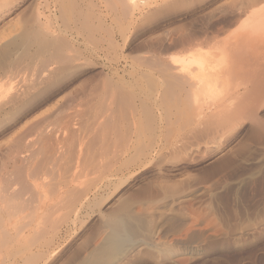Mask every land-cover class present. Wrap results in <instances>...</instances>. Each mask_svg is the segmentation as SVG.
Instances as JSON below:
<instances>
[{
	"label": "rangeland",
	"instance_id": "1",
	"mask_svg": "<svg viewBox=\"0 0 264 264\" xmlns=\"http://www.w3.org/2000/svg\"><path fill=\"white\" fill-rule=\"evenodd\" d=\"M47 1L48 4L45 5ZM73 1L74 0H10L7 4L9 7L5 8L4 11L0 13L2 16L0 17V52L4 51L2 49L7 47L10 42L15 39L14 37L20 36V33L22 34L25 28L32 27L33 22L38 18L36 16L40 10L43 13V15L40 16L42 18L40 24L42 27L44 25V30L50 31L54 33V35L56 34L55 36L63 43L66 42L64 43L66 45L68 41V46L71 45L72 47L65 46L68 47V50L70 48L69 52L72 50L70 54L80 55L79 58L77 56V61L74 60L66 66L60 65V67H58V64V66L56 64L51 66V68H53L52 70H54L52 75L53 78L48 77V81L46 77H42L41 79L47 80H44L43 83L40 79L42 87H38L36 92L34 91L35 93L32 92V95H29L31 97L27 95L25 99L23 98L24 101L22 100L16 105L15 111H9L10 107L8 106L6 110L9 113L5 111L0 116V194H2L4 190H8V192H16L17 190L22 192L21 195H19L23 199L27 198L29 191L30 193L28 195H34L35 202H32V206L33 204L35 205L32 209H30V206L27 207L29 211L32 210L31 213L29 212L31 214L29 218L26 217L28 216V210L26 208L24 209L25 213H23V208H21L19 212L22 214L18 213L17 215L18 228L21 226L23 227L25 224H31L30 227L24 230L25 234L29 232L34 234L33 228L35 226V233L36 231L39 232V226L41 225L40 229L43 227L44 232L43 230L39 232V234H41L38 239L41 240L44 237L46 240L48 236L50 237V235L55 234V231L58 229L56 231L58 233H56L57 238L54 237L55 242L52 244V250H55L54 253L48 252L50 255L47 253L44 255V258L42 256V259L38 257L39 263L37 264H74L76 261L75 258L77 259L78 257L88 254L87 251L89 247L98 246L103 242L108 232L105 226L106 219L116 214V212L119 213L121 209L123 210L124 206H126V208L128 207L127 209L130 215L132 214L134 219L138 218V222L140 220V225L144 226L141 227V237L139 238L145 239V242L147 239L148 248L145 244L143 245L144 249L139 250L141 248L139 246L136 250L131 251L126 258H123V261H118L116 264H264V226L260 227L253 236L240 233L247 228L258 226L260 223L264 225V35H259L261 39L258 36V39L254 37L253 43L255 44L253 45L251 41L250 44L246 46V48L248 47L247 50L244 51V48H242L243 52L241 50V54H234L235 57L241 56L240 58H235L232 53L226 56L229 58V62L231 55L233 59H238L237 65L235 61H231L232 66L236 65L237 67L235 66L233 68L231 65L230 66L233 68V71L239 68L238 72L236 71L234 73L239 74L241 77L240 79L243 78V75H240L239 70L242 69L243 72L245 71V77L241 80L242 83L246 79V74L247 77L251 75L249 76L250 79L248 77L249 80L246 79V82H244L248 84V86H245L247 89H244V86H240L241 88L239 87V89L241 90L235 91V94L232 91L233 94L230 93L231 96L227 95V99H225V97L223 98L225 99L224 102L221 101L217 103L212 106L211 109H208V111L206 109L204 114L205 119L202 120L203 122L196 121L195 123L193 120L188 121V118L190 119L189 113L183 114L184 111L182 107L180 106L179 108V106L176 104L174 105L173 102H168L169 104L165 102L166 106H164L163 102H160L161 100L158 99L159 102L156 105L155 98L158 97V95L156 97V92H158L159 89H154V86H150L152 85L151 83H153L150 78H141V72L146 71V68L139 66V62L136 60L137 54L138 58L140 57L139 59H142L141 57H143L146 52L153 50V48L158 50V48L161 49L159 47L160 45L164 47V45L171 44L170 40L172 43L173 41L178 42L184 39H191L194 41L187 40V42H193V45L184 50H176L178 54L188 52V50L197 47L201 39L202 41H208L205 43L206 46H209L208 43L210 40V45L216 42V40H223L226 35H232V33L236 32L240 25L247 21H245L246 18L250 20L254 18L252 17L254 16L253 13L261 9L262 6L264 7V0H262V3L261 0H166V2H161L158 6L146 9L144 11L145 14L143 13L144 15L138 19L139 22L137 20L134 26L130 27V30L115 21L116 18L114 15H116V13H111V9L109 8L111 5V3L109 5V2L111 0H75L74 5ZM253 1L257 3L254 5L255 7H251L255 4ZM90 3L94 6V9H92ZM106 4L107 7L109 6L107 9L108 11L105 10ZM41 5L42 7H40ZM95 5H97V9ZM154 9L156 11H154ZM98 12H100V14L97 15ZM92 14H94L96 18L99 16L101 19H104L105 16L107 18V26L103 25V28L99 25V29H96L95 35H92L95 38V40L94 38H92V40L96 41L97 39L98 44L100 42L99 45L96 43L99 49L93 44L94 41H91L90 32L92 31L90 27H88L92 22L98 24L99 19H95V16L91 18ZM66 16H68V19H66ZM78 17L80 19H78ZM45 19L47 20L45 21ZM113 19L115 22H113ZM29 20H31V22ZM83 23L84 27L82 26ZM49 24L50 27H52L50 29ZM86 27L89 29H85V31L84 28ZM46 28L49 30H46ZM102 28L104 29L103 31ZM105 28L107 29L106 31ZM124 29L126 30L125 33ZM16 30L19 33L17 32L16 34ZM106 32L108 34H106ZM120 32L122 34H120ZM111 34L112 36H109V38L111 40L115 39L118 43L116 46L119 48L110 47L108 51L106 48L111 41L108 39V35ZM125 34L128 36V40L124 44L123 38ZM160 42H162V44ZM256 43H258L259 48L256 46ZM91 44H93L94 47ZM141 47L144 49H141ZM253 47H255L256 50ZM248 49H250L252 53ZM142 50L144 54L140 53ZM22 51V48L14 47L8 60L17 56L15 54L13 55V53L17 52L18 54ZM33 51L35 52L34 48L31 49L32 53H34ZM176 51L173 52L176 54ZM2 54L3 53L0 54V72L5 68L8 61L6 59L8 55ZM128 54L130 56H127ZM243 55L247 60L244 59ZM145 57H147V55H145ZM242 57L243 61L241 59ZM132 58L133 61L131 60ZM220 58L219 60L222 59L221 62L225 59ZM134 60L136 61L134 62ZM25 61L22 64L23 67L30 61L31 63L26 66L27 68L25 67L26 71L24 70L23 78L18 77L11 81L9 78L10 74L0 76V108L4 102H8L17 92L25 90L30 82L35 80L34 82L40 84L38 79H36V77L39 76V70L34 67L35 70L28 71L29 68L31 70L33 66L40 68L39 60L32 61L26 59ZM34 61H36V65ZM226 64L224 66L228 67L229 63L227 62ZM242 66L243 68H240ZM132 67L134 69H132ZM235 68L237 69L235 70ZM133 71L135 72L134 74ZM132 75H134V77H132ZM109 80L110 82H108ZM238 81L240 82V80L236 82ZM249 81H251V83ZM39 84L38 86H41ZM148 86L149 89L151 88V91H149ZM123 89L127 91V96L135 100V102L134 100L132 101L138 106L137 108L140 107L141 101H147L152 113L155 114L157 118L162 119V121H157L159 122L158 124L162 123L165 126H169L168 129L172 133H170V131L169 133L165 132V137L159 139L156 146L158 145L157 149H160L156 154L154 153V156H151L149 162L143 165L144 167H140V165L136 163L135 166L124 170L125 176L120 180H115V183L113 182L111 185H107L106 183L105 186L104 180H100V178H104L106 173H109L108 171L111 165L118 166L130 156H113L111 154L107 156L106 153L109 151L108 149L111 144L110 140L112 139V141H114V136L108 139L110 144H108L109 147H107L108 142H104V138H102V131L105 129L106 132V126L103 125L106 123L102 124L101 121H99V124H95V128L93 127L94 123L92 126L94 120L91 119H93L94 113L95 116H99L102 112L105 116L104 118L103 115H101L104 122H107L105 119L109 116L112 118L114 116L116 117V115L118 116L117 110L121 108V105L118 106V104H114V95H116L118 91L121 93ZM135 93L137 94L135 95ZM237 93H240V98H238ZM153 94H155V96ZM235 97L237 99H235ZM118 107L119 109H117ZM63 108L65 111L64 116L69 118L68 115H70L71 112L70 119L72 117L74 119V121L72 120L73 124H70L72 126V128L70 126V129H73V137H66V139L61 138L62 144H57L55 140H50L49 142L51 144L48 142V144L45 145L40 142V145L39 143L34 144L36 147H33L31 144L34 138L31 139L28 137L25 141L24 137L26 138L27 135H31L29 133L36 124L52 117L53 114L57 112L59 113ZM124 108L122 107L121 110ZM228 108H232V110ZM219 109L221 110L219 111ZM127 111H129L128 108ZM140 111L141 107L138 113L135 114L137 119L135 128L137 127V130H142L140 127L145 124V122L140 119L143 115V112ZM222 111L225 112V114H223ZM228 111L230 112L229 115H227ZM216 112L225 115V118L226 116L229 118L224 121L220 120L221 122L218 121L217 123L215 118H211L214 113L216 117H220ZM194 113L192 114L196 115L195 111ZM127 114L129 115V112H127ZM92 115L93 117H91ZM178 118L182 119L178 120ZM98 119L94 122L98 123ZM207 119L209 120L208 122L206 121ZM231 121L234 125L233 123L231 124ZM217 125L219 128L221 127V132L216 128ZM226 125H228L229 128ZM97 126L98 128H102L101 131L97 129ZM223 126L224 128L226 127L225 130ZM105 135H108V132H106ZM105 135L104 137H106ZM166 135L168 136L166 137ZM105 140L107 141V138H105ZM22 142L24 144H31V148L29 150H23L21 154L17 155V158L19 156L18 159L10 160L11 154L13 153L12 151L16 152ZM145 142L147 144L148 140L147 138L144 140L143 137L142 145H144ZM116 143L118 142H114L115 147L121 144ZM111 145L114 149L113 142ZM211 145H214L215 148H211ZM74 151L76 153H74ZM21 156L22 158L28 159L29 162L32 160L30 164L33 165L32 170H35L32 175L33 177L37 175L34 179L30 178L28 176L29 172L20 165L22 160H24L20 158ZM30 156L35 157L31 158ZM56 156L59 157L55 160ZM61 156H66L67 160L65 158L64 160ZM108 157L111 160L107 159ZM48 158L50 160H48ZM7 159H9V161H7ZM19 161L21 162L19 163ZM49 161L51 162L49 163ZM13 162H16L14 167ZM63 162L64 164H62ZM41 165L46 169L43 170ZM97 165L98 168L103 166L105 170L102 167L101 169L99 168V171L96 167ZM108 165L109 168L105 167ZM16 166H21L18 173ZM71 169L76 170L70 173ZM77 170H79L80 174ZM102 170H104V172H102ZM76 172L78 175H76ZM14 176L15 178L17 177V181L20 179L19 186L17 185L18 183H14L16 182ZM70 176H72V179L77 177L76 179H78V182L77 180H75L76 182H70L72 180ZM21 182L24 184H20ZM33 182L37 185L35 188ZM26 183H30L29 186L31 188ZM14 184L16 185L15 187ZM25 186L26 188L24 189ZM12 188L15 190H12ZM78 188L82 195L84 194L83 192L88 191L86 193L88 194L89 200L84 199L83 209L81 208L76 213L73 211V208H75L76 203L78 206L80 199L82 200L83 198L81 197L79 199V195L82 196L79 191L78 195H76L77 202L74 203L75 196L73 197V195L77 193ZM195 189H200V192L196 193L194 197L185 201H180L181 195ZM6 191L4 192L6 193ZM68 191L69 193H67ZM25 192L26 194L24 195ZM71 192L74 193L72 194ZM36 193L39 196L35 195ZM86 193L83 196H85ZM55 202H59L58 206L54 205ZM172 204L174 205L172 206ZM53 205L54 208H51ZM49 207L51 208L50 210ZM55 207L57 209H55ZM7 211L9 213L12 209H8ZM155 212H157V214ZM32 213H34V216ZM50 213L54 214L50 215ZM171 216L174 222L169 220L172 218ZM43 219L45 220L43 221ZM8 221L10 222V219L6 218V226V222H4V224L2 223V226L0 224L2 228H0V234L4 228L11 237V239L9 236V239L5 237L6 232L4 235L1 234L0 236L3 240L1 241L0 239V245H3L0 247V264H23V258L25 259L30 254L28 250L32 247V243L29 242L30 244H26L27 241L25 240L27 239L24 240V238L21 239L22 237H16L18 229H13L12 222L9 223ZM49 221L50 223H48ZM43 222L46 228L50 229L49 235L44 224H41ZM158 222L162 227L159 228L158 233L154 236L152 231L153 224H158ZM52 226L53 228H50ZM147 227H150V229ZM42 234H44V236H42ZM2 236L4 238H2ZM192 236L195 237L193 238ZM16 238H18V242L15 240ZM181 238L184 240L183 244L174 242L175 239ZM4 239H6V241ZM10 240L15 243H11ZM45 240L42 239L41 243ZM37 241L35 240V242ZM4 242L8 243L4 244ZM24 244H26V247ZM27 245L30 246L28 247ZM32 249H34V247ZM193 249H198L200 252L199 255L194 254L192 251ZM16 251H20L19 255L22 254V259L18 256Z\"/></svg>",
	"mask_w": 264,
	"mask_h": 264
},
{
	"label": "bare ground",
	"instance_id": "2",
	"mask_svg": "<svg viewBox=\"0 0 264 264\" xmlns=\"http://www.w3.org/2000/svg\"><path fill=\"white\" fill-rule=\"evenodd\" d=\"M8 0H0V13L2 12V11H4V9L5 8H7V7H9L7 4H8V2L10 1H8ZM11 1H13V0H11ZM106 1V0H105ZM109 1V0H108ZM166 2V0H111L110 2H109V5H110V3H111V5H110V9H111V13H116V15H114V17L116 18V22H119L121 25H123V26H125L126 27V29H128V30H130V27L131 26H134V24L136 23V21L141 17V16H143L145 13H144V11L146 10V9H149V8H151V7H154V6H158V5H160V3L161 2ZM72 2V1H71ZM70 2V3H71ZM74 2H75V0L73 1V5H74ZM90 2V1H89ZM88 2V3H89ZM93 2V1H92ZM91 2V3H92ZM249 2H251V1H249ZM248 2V3H249ZM253 2H255V4H253L251 7H255L254 5H256L257 3H256V1H253ZM66 3H67V1H66ZM90 3V4H91ZM261 3H262V0H261ZM260 3V4H261ZM10 4H12V3H10ZM9 4V5H10ZM46 4H48V1H47V3L45 2V5ZM101 4V3H100ZM242 4V3H241ZM250 4V3H249ZM243 5V4H242ZM263 5V4H262ZM61 6V5H60ZM65 6V5H64ZM79 6V5H78ZM90 6H92V4L90 5ZM96 7V9H97V5H95ZM106 6V9L105 10H107L108 9V7H107V4L105 5ZM39 7V6H38ZM40 7H42V5L40 6ZM74 7V6H73ZM75 7H76V5H75ZM263 7V6H262ZM262 7H261V9H259V10H257V12H255V13H253L254 14V16H252V17H254V18H251V20L249 19V18H246L245 19V23H243V24H241L240 25V27H239V29L236 31V32H234V33H232V35H226L224 38H223V40L221 39V40H219V41H217L216 40V42H214V43H212L211 45H210V39H209V37H208V39L210 40L209 41V46H206L205 45V43H207L206 41H202V39H201V42H199L198 43V46L197 47H195V48H193L192 50H188V52H185V53H183L182 51V53L181 54H178V52L176 51V50H184V49H187L188 47H191L192 45H193V40H191V39H189V40H191V41H193V42H187V40L188 39H184L183 41H178V42H174L173 41V43L171 42V40H170V43L171 44H169V45H164V47L163 46H159L161 49H159L158 48V50L157 49H155V48H153V50H151V51H148V52H146L145 54L143 53V50L140 52V53H143L144 54V56L143 57H141L142 59H139L138 58V54H137V57H136V60L139 62L138 64H139V66H141V67H143V68H146L145 70L146 71H143V72H141V78L143 77V79L144 78H146V79H151V81H153V83H151L152 85H150V86H154L153 88L154 89H159V91L158 92H156L157 94H156V97H157V95H158V97L157 98H155V103H156V105L158 104V102H159V100L158 99H160L161 101L160 102H163V104H164V106H166V104H169L168 102H173L174 103V105L176 104L177 106H179V108H180V106L182 107V110L184 111L183 112V114H188L189 113V115H187V116H189L190 117V119L188 118V121L189 120H193V121H195V123H196V121L197 122H203L202 120L203 119H205V116H204V114H205V110L207 109V111H208V109H211V107L212 106H214V105H216L217 103H220L221 101L222 102H224V100L225 99H227V95H230L231 96V94H235V91H240L241 89H239V87L240 86H244V89H247V87L245 88V86L247 85L248 86V84L246 83H244V82H246V79L247 80H249L250 79V77L249 76H251V75H249L248 77H249V79H248V77H247V74H246V79H245V81L242 83L241 82V80L242 79H244V75H245V71L243 72V70L241 69V70H239V73H240V75L242 76L243 75V78L242 79H240L241 77L239 76V74H236V73H234V72H238V69L237 68H235V70L236 71H233V68L237 65L236 63H238V59H235L236 57L238 58L239 56H234V54L236 53L237 55H239V54H241V50H242V48H244V51L245 50H247V48H246V46H248L249 44H250V42L251 43H253V39H254V37L256 38L257 36L261 39V36H259V35H264V7H263V9H262ZM49 8V7H48ZM98 8H99V6H98ZM37 9H39V8H37ZM43 9V8H42ZM88 9V8H87ZM92 9H94V6H92ZM91 9V10H92ZM103 9V8H102ZM158 9V8H157ZM256 9V8H255ZM61 10V9H60ZM68 10V9H67ZM69 10H70V8H69ZM74 10V9H73ZM43 11V10H42ZM63 11V10H62ZM61 11V12H62ZM66 11V10H65ZM71 11V10H70ZM108 11V10H107ZM154 11H156L155 9H154ZM154 11H153V13H154ZM242 11V10H241ZM64 12V11H63ZM101 12V11H100ZM100 12H98L97 13V15L98 14H100ZM150 12V11H149ZM249 12V11H248ZM68 13H69V11H68ZM88 13H89V11H88ZM94 13V12H93ZM144 13V14H143ZM242 13V12H241ZM245 13V12H244ZM4 14V13H3ZM47 14V13H46ZM90 14V13H89ZM96 14V13H95ZM152 14V13H151ZM43 15V13L39 10V12H38V14H37V16L36 17H38L37 18V20L35 21L36 22V24H35V22H33V25H32V27H29V28H25L23 31V33L21 34L20 33V36H18V37H14L15 39H11L12 41L10 42V44L7 46V47H5L4 49H2V50H4V51H2V52H0V54L1 53H3L4 55H8V57H6V59L8 60V58H9V55H11L12 53H11V51H12V49L15 47V48H22L23 49V51L22 52H19L18 54H17V52L16 53H13V55L15 54V55H17V56H15V57H13V59H9L8 61H7V63H6V66H5V68H3V70L0 72V76H2V75H4V74H10V76H9V78H10V80L12 81V80H14V79H16V78H18V77H20V78H23V74H24V70L27 68L26 66L29 64V63H31V61L25 66L24 65V67H23V62L26 60V59H29V60H39V62H40V68H41V71H40V68H38V67H36V66H33L32 68H31V70H30V68H29V66H28V68H29V70L28 71H32L33 69L35 70V68H37L38 70H39V76L38 77H36V79H38V81L40 82V79L42 78V77H46V79L48 78V77H52V75H53V73H54V70H52L53 68H51V66H53V65H57L58 67H60V65H68L69 63H71V62H73L74 60H76V58H77V56H78V58H79V56L80 55H75V54H70V52L72 53V50L69 52V50H70V48L72 47L71 45L70 46H68V41H67V45L66 44H64V43H66V42H62L59 38H57L55 35H54V33H51L50 31L48 32V31H45L44 30V25H43V27H42V25L40 24L41 23V17L40 16H42ZM78 15H79V13H78ZM81 16H82V14H81ZM95 15L94 14H92L91 15V18L92 17H94ZM246 16V15H245ZM0 17H2L1 15H0ZM83 17V16H82ZM100 17V16H99ZM99 17H97L96 18V16H95V19H97L98 20V24H95V23H91V25H88V27H90V30L92 31V32H90L91 34H90V36H91V41H94L95 40V38L93 37L94 35H95V33H96V29L99 27V25H100V27H103V25H106L107 26V18H106V16H105V18L104 19H101V18H99ZM49 18V17H48ZM84 18H86V17H84ZM83 18V20L85 21V19ZM13 19V18H12ZM66 19H68V16H66ZM78 19H80L79 17H78ZM253 19V20H252ZM47 19H45V21H46ZM58 20V19H57ZM71 20V19H70ZM69 20V21H70ZM30 22H31V20H29ZM29 21H28V23H29ZM76 21V20H75ZM95 21V20H94ZM114 21V19H113V22H115ZM71 22V21H70ZM138 22H139V20H138ZM12 23V22H11ZM25 23V22H24ZM64 23V22H63ZM82 23V22H81ZM52 24V23H51ZM65 24V23H64ZM239 24V23H238ZM26 25V24H25ZM30 25V24H29ZM48 25V24H47ZM82 25V24H81ZM117 25V24H116ZM31 26V25H30ZM83 27H84V23H83V25H82ZM86 26V25H85ZM92 26H93V28H92ZM27 27V26H26ZM45 27H46V25H45ZM124 27V28H125ZM1 28V27H0ZM4 28V27H3ZM15 28V27H14ZM47 28H48V26H47ZM46 28V30H49L50 28H52V27H50V24H49V29H47ZM68 28V27H67ZM67 28H65V29H67ZM104 28V27H103ZM102 28V31L104 30ZM112 28V27H111ZM8 29V28H7ZM15 29H17V28H15ZM85 29H87V27L86 28H84V30ZM89 29V28H88ZM87 29V30H88ZM99 29V28H98ZM11 30V29H10ZM107 29L105 28V31H106ZM122 30V29H121ZM52 31V30H51ZM77 31H78V29H77ZM86 31V30H85ZM101 31V30H100ZM125 29H124V33H125ZM17 30H16V34H17ZM53 32V31H52ZM108 32V31H107ZM106 32V34H108ZM13 33V32H12ZM12 33H11V35H12ZM19 33V32H18ZM78 33V32H77ZM93 33V34H92ZM110 33H111V30H110ZM109 33V34H110ZM114 33V32H113ZM112 33V34H113ZM122 33H123V31H122ZM121 32H120V34H122ZM112 34L111 35H108V39L109 40H111L110 38H109V36L111 37L112 36ZM1 35V34H0ZM79 35V34H78ZM93 35V36H92ZM198 35V34H197ZM225 35V34H224ZM13 36V35H12ZM90 36H88V37H90ZM104 36H105V34H104ZM115 36V35H114ZM191 36H193V35H191ZM199 36H200V34H199ZM199 36H198V38H199ZM210 36V35H209ZM64 37V36H63ZM188 37V36H187ZM217 37V36H216ZM258 37H257V39H258ZM84 38V37H83ZM92 38H94V40H92ZM183 38V37H182ZM181 38V39H182ZM189 38V37H188ZM192 38V37H191ZM256 39V40H257ZM127 40H128V36H126V34L124 35V38H123V42H124V44L127 42ZM186 40V41H185ZM188 40V41H189ZM199 40V39H198ZM10 41V40H9ZM65 41V40H64ZM89 41H90V39H89ZM90 41V42H91ZM164 41V40H163ZM195 41H197V40H195ZM261 41V40H260ZM102 42V41H101ZM93 43V42H92ZM98 44V42H97V39H96V41H94V43L93 44H95V46ZM106 43V42H105ZM161 44H162V42H160ZM195 43H197V42H195ZM194 43V44H195ZM258 43H259V40H258ZM258 43H256V46L259 48V46H258ZM263 43H264V41H263ZM82 44V43H81ZM93 44H91L93 47H94V45ZM99 44H100V42H99ZM98 44V45H99ZM118 43L115 41V39L113 40H111L110 41V46L109 45H107V48H106V50H108L109 51V49H110V47L111 48H114V47H116V49H117V47L118 46H116ZM255 43H253V45H254ZM260 44V43H259ZM3 45V44H2ZM68 46V47H70L69 48V50H68V47H66V46ZM97 45V46H98ZM146 45V44H145ZM144 45V46H145ZM148 45V44H147ZM156 45V44H155ZM264 45V44H263ZM1 46V45H0ZM96 46V47H97ZM109 46V47H108ZM143 46V47H144ZM149 46H150V44H149ZM148 46V47H149ZM261 46V45H260ZM4 47V46H3ZM74 47V46H73ZM99 47V46H98ZM97 47V49H99ZM140 47V46H139ZM147 47V48H148ZM32 48H34V50H35V52L34 53H32L31 52V49ZM90 48V47H89ZM119 48V47H118ZM144 48H146V47H144ZM144 48H142L141 47V49H144ZM253 48H255V47H253ZM253 48H252V51H253ZM1 49V48H0ZM72 49H74V48H72ZM155 49V50H154ZM75 50V49H74ZM87 50V49H86ZM113 50V49H112ZM148 50H150V49H148ZM248 50H250V49H248ZM255 50H256V48H255ZM258 50V49H257ZM15 51H16V49H15ZM15 51H13V52H15ZM18 51V50H17ZM114 51V50H113ZM173 51H176L177 53L175 54ZM233 51V52H232ZM252 51L250 50V52L252 53ZM78 52V51H77ZM94 52V51H93ZM242 52H243V50H242ZM173 53V54H172ZM232 53V55L235 57L234 59H233V57H232V55H231V57H230V62H229V58H227L226 56H228L229 54H231ZM253 53H255V52H253ZM2 54V55H3ZM145 55H147V57H145ZM248 55H249V53H248ZM247 55V56H248ZM252 55V54H251ZM127 56H130L129 54L127 55ZM167 56H168V58H167ZM244 56V55H243ZM254 56V55H253ZM115 57H116V53H115ZM132 57V56H131ZM227 58V62L229 63V66L231 65L232 66V64H231V61L233 60V61H235V64L236 65H233L232 67L233 68H231V66L229 67H225L224 65L227 63L226 62V58L224 59V61H222L221 62V58ZM241 57V56H240ZM239 57V58H240ZM3 58V57H2ZM77 58V59H78ZM128 58V57H127ZM219 58L221 59V60H219ZM255 58V57H254ZM5 59V58H4ZM242 59V61H243V57L241 58ZM244 59H246V57L244 56ZM253 59V58H252ZM132 61H133V58L131 59ZM136 60H134V62L136 61ZM240 60V59H239ZM247 60V59H246ZM77 61V60H76ZM131 61V62H132ZM2 62H5V61H2ZM26 62V61H25ZM129 62V61H128ZM241 62V61H240ZM253 62V61H252ZM34 63H35V65H36V61H34ZM224 63V64H223ZM263 63V62H262ZM4 64V63H3ZM38 64V63H37ZM241 64V63H240ZM239 64V65H240ZM32 65V64H31ZM34 65V64H33ZM39 65V64H38ZM71 65V64H70ZM131 65V64H130ZM226 65H228V64H226ZM247 66V65H246ZM26 67V68H25ZM31 67V66H30ZM35 67V68H34ZM130 67V66H129ZM138 67V66H137ZM237 67V66H236ZM239 67V66H238ZM261 67V66H260ZM64 68V67H63ZM62 68V69H63ZM134 68H135V66H134ZM133 67H132V69H134ZM240 68H243V66L242 67H240ZM245 68V67H244ZM1 69V68H0ZM56 69V68H55ZM124 70V69H123ZM137 70V69H136ZM141 70V69H140ZM26 71V70H25ZM60 71V70H59ZM66 71V70H65ZM241 71H242V73H241ZM261 71V70H260ZM56 72V71H55ZM31 73V72H30ZM38 73V72H37ZM131 73H132V71H131ZM135 72L133 71V74H134ZM244 73V74H243ZM247 73V72H246ZM36 74V73H35ZM128 74V73H127ZM137 74V73H136ZM250 74V73H249ZM7 75V76H8ZM37 75V74H36ZM119 75V74H118ZM261 75V74H260ZM25 76H26V74H25ZM29 76V75H28ZM33 76H34V72H33ZM131 76V75H130ZM119 77H121V76H119ZM132 77H134V75H132ZM261 77H262V75H261ZM264 77V76H263ZM53 78V77H52ZM122 78V77H121ZM140 78V79H141ZM46 79H41L42 81H43V83H44V80H46ZM22 80V79H21ZM48 80V79H47ZM46 80V81H47ZM237 80H240V82L238 81V82H236ZM16 81V80H15ZM19 81H20V79H19ZM35 81V80H34ZM30 82V84H29V86H27L26 88H25V90H23V91H21V92H17L15 95H13L11 98H10V100L8 101V102H4V104H2V107L0 108V116L6 111V112H8L7 110H6V108L9 106L10 108V110L9 111H11L12 112V110H16V105L20 102V101H22L23 100V98L25 99L26 98V96L28 95H32V92H36V90L38 89V87L40 88V87H42V83L40 82V84L38 83V82ZM37 81V80H36ZM49 81V80H48ZM22 82V81H21ZM26 82V81H25ZM108 82H110V80L108 81ZM250 83H251V81H249ZM258 82V81H257ZM260 82V81H259ZM97 83V82H96ZM100 83V82H99ZM119 83V82H118ZM126 83V82H125ZM27 84V83H26ZM38 84L39 85H41V86H38ZM47 84V83H46ZM138 85V84H137ZM149 85V84H148ZM106 86H107V84H106ZM142 86V85H141ZM259 87V86H258ZM96 88V87H95ZM123 88V87H122ZM122 88H120V89H122ZM142 88V87H141ZM241 88V87H240ZM140 89V88H139ZM148 89H149V86H148ZM115 90V89H114ZM143 90V89H142ZM39 91H40V89H39ZM38 91V92H39ZM105 91H108V90H105ZM149 91H151V88L149 89ZM160 91H162V92H160ZM232 91H233V93H232ZM7 92H8V90H7ZM34 92V93H35ZM115 92V91H114ZM123 92H124V94H123ZM126 92V93H125ZM249 92V91H248ZM257 92V91H256ZM2 93V92H1ZM40 93V92H39ZM111 93V92H110ZM129 93V92H128ZM130 93H131V90H130ZM231 93V94H230ZM247 93V92H246ZM137 93H135V95H136ZM239 94L240 93H237V95H238V98H240L239 97ZM242 94V93H241ZM113 95H114V93H113ZM113 95H112V97H113ZM154 96H155V94H153ZM153 95H152V97H153ZM226 95V96H225ZM236 95V96H237ZM244 95V94H243ZM1 96V95H0ZM108 96V95H107ZM109 96H110V94H109ZM115 97H114V100H115V105L116 104H118V106H120L121 105V108L123 107H125L124 109H122L121 110V108L119 109V107L117 108V109H119V110H117V114H118V116L116 115V117L114 118H112L111 116H109V117H107L106 119H105V121H107V122H104L103 121V117L105 118V116H104V113L102 112V114H100L99 116L98 115H96L95 116V113H94V117H93V115L91 116V117H93V119H91V120H96L97 121V119H98V123H95L94 121L92 122V126H93V123H94V126L93 127H95L96 128V126H95V124L97 125V124H99V121H101V123L102 124H105V125H103V126H106V132H108V135H105L106 134V132H105V129H104V131H102L103 133V136H102V138H104L103 140H104V142H108L107 143V147H109L108 146V144H110L109 143V140L108 139H110V138H112V136H114L113 138H114V141H112V139L110 140V142H111V144H112V142H113V146L115 145L114 144V142H118V143H116V144H120L119 146L117 145V147H115L114 146V149L111 147L112 145L110 144V147H109V151L106 153L107 154V156H108V154H111V155H113V156H130L129 158H127L123 163H121V164H119L118 166H116V165H111V168H110V170L108 171L109 173L107 174L106 172V176L104 177V178H100V180H104L103 182H105V186H106V183H107V185L109 184V185H111V183H113L115 180H117V179H121L122 177H124L125 175H124V170L126 169H129V168H131V167H133V166H135L136 165V163H137V165H140V167H142L143 165H146L148 162H149V159L151 158V156H154V153L156 154L157 152H158V150L160 149H157V146H156V144H158V141H159V139H161L162 137H165L164 135L166 134V133H169V126H165V125H163L162 123L161 124H158L159 122H157V121H162V119L161 118H157L156 116H155V114H153L152 113V111H151V109H150V107L148 106L149 104L147 103V101H141L140 99V107H141V111L143 112V115H142V117H140V119H141V121L143 120L144 122H145V124L144 125H142V127H140V129L142 128V130H137L136 128H135V122H137V119H136V113H138V110L140 109V107L139 108H137L138 106H136V104L135 103H133V101L132 100H134L133 98H131L130 96H127V91L125 90L124 91V89L121 91V93H120V91H118L117 93H116V95H114ZM4 97V96H3ZM29 97H31V96H29ZM89 97V96H88ZM136 97V96H135ZM225 97V99H223ZM86 98V97H85ZM96 99V98H95ZM221 99H223V100H221ZM235 99H237L236 97H235ZM241 99H242V97H241ZM90 100V99H89ZM109 100V99H108ZM107 100V101H108ZM220 100V101H219ZM232 100V99H231ZM264 100V99H263ZM24 101V100H23ZM32 101V100H31ZM106 101V102H107ZM110 101V100H109ZM113 101V100H112ZM111 101V102H112ZM234 101V100H233ZM237 101V100H236ZM240 101V100H239ZM134 102H135V100H134ZM150 102V101H149ZM165 102H166V104H165ZM232 102V101H231ZM235 102V101H234ZM90 103H91V101H90ZM84 104V103H83ZM71 105V104H70ZM160 105L162 106V104L160 103ZM113 106V105H112ZM216 107V106H215ZM224 107V106H223ZM232 107V106H231ZM127 108H128V110L129 111H127ZM167 108V107H166ZM165 108V109H166ZM227 108V107H226ZM234 108V107H233ZM92 109V108H91ZM105 109V108H104ZM108 109V108H107ZM217 109V108H216ZM224 109V108H223ZM228 109H231L232 110V108H228ZM79 110V109H78ZM221 109H219V111H220ZM93 111V110H92ZM108 111V110H107ZM106 111V112H107ZM125 111H126V113H125ZM140 111V112H141ZM167 111H169V110H167ZM194 111L196 112V115H194L195 113H194ZM218 111V110H217ZM64 108H63V110L62 111H59V113L57 112L56 114H53V116L52 117H49L48 119H46V120H44V121H40L38 124H36L35 125V127L33 128V130L29 133V134H31L30 136H26V138L24 137V139H25V141H26V139L29 137V138H34L33 140L34 141H32L31 142V144L33 145V147H36V146H34V144H38L39 143V145H40V142H42L41 144H45V145H47L48 144V142L50 141V140H55L56 142H57V144H60L61 143V138H65L66 139V137H73L72 135H73V129H70V124L72 123V120L74 121V119H73V117L70 119V116H71V112H70V115H68L69 116V118L67 117V116H64ZM127 112H129V115L127 114ZM9 113V112H8ZM98 113V112H97ZM100 113V112H99ZM192 113H194V114H192ZM213 113V112H212ZM222 113L223 114H225V112H223L222 111ZM229 111H228V113H227V115H229ZM106 114V113H105ZM109 114V113H108ZM165 114H166V112H165ZM182 114V115H183ZM192 114V115H191ZM215 114V113H214ZM213 114V115H214ZM216 114H218V112H216ZM223 114H218V115H220V117L219 116H213L212 114V116H211V118H215L217 121V123H218V121L219 122H221V121H224V120H226L227 118H229L228 116H226V118H225V115H223ZM101 115H103V117L101 116ZM194 115V116H193ZM221 115H222V117H221ZM160 116V115H159ZM203 116V117H202ZM3 117H4V115H3ZM5 117H6V115H5ZM76 117V116H75ZM102 117V118H101ZM162 117V116H161ZM183 117V116H182ZM184 117H186V116H184ZM68 118V119H67ZM79 118V117H78ZM77 118V119H78ZM110 118H112V119H110ZM218 118V119H217ZM225 118V119H224ZM65 119H67V120H65ZM182 119V118H181ZM181 119H179L178 118V120H181ZM209 119H210V117H209ZM231 119V118H230ZM237 119H238V117H237ZM211 121H212V119H210ZM214 120V119H213ZM221 120V121H220ZM104 123H103V122ZM139 121V120H138ZM187 121V120H186ZM187 121V122H188ZM207 122L209 121L208 119L206 120ZM205 121V122H206ZM235 121V120H234ZM79 122V121H78ZM77 122V123H78ZM91 122V121H90ZM216 122H215V124H216ZM227 122V121H226ZM101 123H100V125H101ZM167 123V122H166ZM233 122L231 121V124H232ZM73 124V123H72ZM188 124V123H187ZM198 124V123H197ZM212 124H213V122H212ZM75 125V124H74ZM184 125V124H183ZM208 125V124H207ZM210 125V124H209ZM219 125V124H218ZM218 125L216 126V128L217 129H219L220 130V132H221V127L219 128L218 127ZM225 125V124H224ZM233 125H234V123H233ZM91 126V125H90ZM103 126L101 125V127L103 128ZM187 125L185 124V127H186ZM190 126V125H189ZM220 126V125H219ZM227 127H228V125H226ZM74 127V126H73ZM80 127V126H79ZM172 127H173V125H172ZM229 127H230V124H229ZM228 127V128H229ZM232 127V126H231ZM71 128H72V126H71ZM92 128V127H91ZM102 128H98V126H97V129H100V131H101V129ZM138 128H139V126H138ZM187 128V127H186ZM226 128V127H225ZM225 128H224V126H223V129L225 130ZM172 129V128H171ZM210 129H211V127H210ZM212 129H213V127H212ZM217 129H215V130H217ZM93 130V129H92ZM173 130V129H172ZM78 131V130H77ZM94 131V130H93ZM100 131H98V132H100ZM140 131V132H139ZM202 131H203V129H202ZM74 132H75V130H74ZM143 132V133H142ZM166 132V133H165ZM210 132V131H209ZM216 132V131H215ZM170 133H172L171 131H170ZM197 133V132H196ZM206 133V132H205ZM219 133V132H218ZM218 133H217V135H218ZM76 134V133H75ZM101 134V133H100ZM145 134V135H144ZM213 134V133H212ZM95 135V134H94ZM97 135V134H96ZM104 135L106 136V137H104ZM170 135V134H169ZM209 135V134H208ZM214 135V134H213ZM75 136V135H74ZM168 135H166V137H167ZM143 137H144V140H146V138H147V140H148V143L146 144V142H145V144L144 145H142V139H143ZM99 138H101V137H99ZM105 138H107V141L105 140ZM142 138V139H141ZM20 139V138H19ZM30 139V140H31ZM69 139V138H68ZM217 140V139H216ZM169 141V140H168ZM55 142V143H56ZM18 143V142H17ZM25 143H27V142H25ZM50 143V142H49ZM63 143V142H62ZM61 143V144H62ZM140 143H141V145H140ZM31 144H24L23 142L20 144V146L18 147V149H17V151L16 152H14V151H12L13 153L11 154V158H10V160L12 159V160H14V159H18L19 158V156H18V158H17V155H19V154H21L22 152H23V150L25 151V150H29L30 148H31ZM51 144V143H50ZM101 144H102V142H101ZM216 144V143H215ZM214 144V145H215ZM45 145H44V147H45ZM71 145H72V143H71ZM212 146L211 145V148H215V146ZM56 146V145H55ZM60 146V145H59ZM63 146V145H62ZM76 146V145H75ZM52 147V146H51ZM64 147V146H63ZM62 147V148H63ZM71 147H73V146H71ZM77 147V146H76ZM48 148V147H47ZM53 148V147H52ZM106 148V147H105ZM39 149V148H38ZM45 149V148H44ZM59 149V148H58ZM76 149V148H75ZM107 149V148H106ZM105 149V150H106ZM40 150V149H39ZM41 150H42V148H41ZM73 150V149H72ZM72 150H70V151H72ZM10 151V150H9ZM53 151H54V149H53ZM69 151V150H68ZM78 151V150H77ZM46 153V152H45ZM74 153H76L75 151H74ZM39 154V153H38ZM47 154H49V153H47ZM61 154V153H60ZM105 154V155H106ZM59 155V154H58ZM25 157V156H24ZM31 158H34L35 156H30ZM37 157V156H36ZM57 157H59V156H56L55 157V160H56V158ZM62 157V156H61ZM68 157V156H67ZM102 157V156H101ZM7 158V157H6ZM9 158V157H8ZM20 158H22V156L20 157ZM63 159L65 158L66 159V156L64 157H62ZM72 158H73V156H72ZM75 158V157H74ZM112 158H114V157H112ZM22 159H24V160H22V162L21 161H19V163H20V165L25 169V170H27V172H29V174H28V176L30 177V178H33L34 179V177H36L37 175H34V177H33V175L32 174H34L33 172L35 171V170H32L33 169V165H31L30 163L32 162V160H31V162H29L28 161V159H26V158H22ZM54 159V158H53ZM60 159V158H59ZM64 159V160H65ZM80 159V158H79ZM107 159H110L109 157L107 158ZM6 160V159H5ZM48 160H50L49 158H48ZM67 160V159H66ZM74 160V159H73ZM81 160V159H80ZM84 160V159H83ZM111 160V159H110ZM119 160V159H118ZM7 161H9V159H7ZM78 161V160H77ZM86 161V160H85ZM51 161H49V163H50ZM58 162V161H57ZM76 162V161H75ZM104 162V161H103ZM107 162V161H106ZM16 163V162H15ZM15 163L13 162V167H14V165H15ZM77 163V162H76ZM95 163V162H94ZM107 163H110V162H107ZM112 163V162H111ZM23 164V165H22ZM61 164V163H60ZM62 164H64V162L62 163ZM73 164H74V162H73ZM81 164H82V162H81ZM97 164V163H96ZM116 164V163H115ZM3 165V164H2ZM5 165V164H4ZM18 165V164H17ZM37 165H39V164H37ZM42 165H43V163H42ZM41 165V167H42V169L44 170V169H46V168H43V166ZM65 165H66V163H65ZM70 165H71V163H70ZM83 165V164H82ZM92 165V164H91ZM102 165V164H101ZM21 166H16V170H17V173L20 171V169H21ZM31 166H32V168H31ZM34 166H35V163H34ZM47 166H49V165H47ZM46 166V167H47ZM80 166V165H79ZM103 166H104V163H103ZM102 166V167H103ZM4 167V166H3ZM78 167V166H77ZM97 168H98V165L96 166ZM101 167V168H102ZM105 167H107V168H109V165L108 166H105ZM138 167V166H137ZM144 167V166H143ZM6 168H7V166H6ZM40 168V167H39ZM59 168H60V166H59ZM62 168H63V166H62ZM69 168H70V166H69ZM97 168H96V170H97ZM100 168V167H99ZM99 168H98V170H99ZM100 168V169H101ZM136 168V167H135ZM134 168V169H135ZM139 168V167H138ZM41 169V170H42ZM58 169V168H57ZM66 169H67V167H66ZM103 169H104V167H103ZM49 170V169H48ZM53 170V169H52ZM76 169H74V170H72L71 169V171H70V173L73 171H75ZM93 170H95V169H93ZM105 170V169H104ZM104 170H102V172H104ZM5 171V170H4ZM39 171V170H38ZM67 171V170H66ZM78 172H79V170H77ZM100 171V170H99ZM107 171V170H106ZM134 171V170H133ZM14 172V171H13ZM58 172V171H57ZM67 172H69V171H67ZM1 173V172H0ZM127 173H128V171H127ZM126 173V174H127ZM130 173H131V171H130ZM49 174V173H48ZM59 174H60V171H59ZM62 174V173H61ZM67 174V173H66ZM79 174H80V172H79ZM18 175V174H17ZM57 175V174H56ZM74 175V174H73ZM76 175H78L77 174V172H76ZM0 176H1V174H0ZM13 176V175H12ZM40 176V175H39ZM43 176V175H42ZM128 176V175H127ZM8 177V176H7ZM11 177V176H10ZM47 177V176H46ZM68 177V176H67ZM72 176H70V178H71ZM74 177V176H73ZM76 177V176H75ZM80 177V176H79ZM14 178H15V176H14ZM17 178V177H16ZM15 178V179H16ZM29 178V179H30ZM70 178H69V180H70ZM77 178V177H76ZM76 178H71L72 180L70 181V182H74L75 180H77V182H78V179H76ZM1 179V178H0ZM4 179H5V176H4ZM32 179V180H33ZM58 179H59V176H58ZM62 179V178H61ZM67 179V178H66ZM3 180V179H2ZM1 180V181H2ZM13 180V179H12ZM11 180V181H12ZM22 180V179H21ZM16 182H14V183H18L17 185L19 186V181H20V179H19V181H17V179L15 180ZM27 181V180H26ZM35 181V180H34ZM28 182V181H27ZM42 182H43V180H42ZM67 182V181H66ZM76 182V181H75ZM12 183V182H11ZM35 182H33V185H34V188L37 186V185H35L34 184ZM39 183V182H38ZM37 183V184H38ZM63 183H65V182H63ZM115 183V182H114ZM20 184H24V183H20ZM26 184H28V183H26ZM30 184V183H29ZM29 184H28V186H29ZM44 184V183H43ZM75 184V183H74ZM3 185V184H2ZM104 185V184H103ZM16 185L14 184V187H15ZM42 186V185H41ZM60 186V185H59ZM66 186V185H65ZM10 187H13V186H10ZM30 187V186H29ZM43 187V186H42ZM79 187V186H78ZM26 188V186L24 187V189ZM31 188V187H30ZM38 188V187H37ZM60 188V187H59ZM58 188V189H59ZM20 189H23V188H20ZM76 189V188H75ZM75 189H73V190H75ZM12 190H15L14 188H12ZM28 190V189H27ZM60 190V189H59ZM58 190V191H59ZM73 190H71V191H73ZM87 190V189H86ZM200 189H195V190H190V191H187V192H185L183 195H181V197H180V201H185V200H187V199H189V198H191V197H194L195 196V194L196 193H198V192H200L199 191ZM4 191H6V190H4ZM4 191H2V194H0V224H1V226H2V223L4 224V222H6V218H9L10 219V222L9 223H11L12 222V226H13V229L15 228L16 230H17V232H16V237H18V238H20V237H22L21 239H23L24 238V240L25 239H27V240H25V241H27L26 242V244L28 243V244H30V243H32L31 245H32V247L30 248V250H28V251H30L29 253V255L26 257V255H25V259L21 256V255H19L20 254V251L19 252H17V254H18V256H20V258L22 259L23 258V264H37V263H39V261H38V257H40L39 259H42V256H43V258H44V255H46L48 252H53L54 253V251L55 250H52V244L55 242L54 241V237L55 238H57L56 236H57V230L55 231V230H52V231H55V234H53V235H50V237L48 236L49 235V230L50 229H47L46 228V226H45V224H44V222L43 223H41L42 225L44 224V226H45V229L46 230H48V238L45 240L44 239V237L42 238L43 240H45V241H43L42 243H41V240H39L38 238H39V235L41 234H39V232L41 231V230H43V227H41V229H40V226H39V232H37L36 231V233H37V235H36V233H35V229L34 228H36V226L33 228V230H34V234L32 233V232H29L28 234H25V229L27 228V227H30V225L31 224H25V225H23V227L21 226V227H17V222H18V217H17V215H18V213L19 214H22L21 212H19L20 210H21V208H23V213H25L24 212V209L26 208L27 210H28V208L27 207H29L30 206V209H32L33 208V206L35 205V204H33V206H32V202L34 201V195H32V194H30V195H28L29 193H30V191H29V193L27 194V198H21V193L22 192H19V191H17L16 190V192H14V191H9L8 192V190L6 191V193L4 192ZM36 191V190H35ZM80 190H79V188H78V191H77V193H76V191H75V195H73V197L75 196V198H74V203L75 202H77L76 201V195H78V192H79ZM84 191V190H83ZM82 191V192H83ZM4 192V193H3ZM24 192V191H23ZM26 192H28V191H26ZM26 192L24 193V195L26 194ZM86 192H88V191H85V192H83L84 194L86 193ZM1 193V192H0ZM38 193V192H37ZM35 194V195H38V194ZM67 193H69V191L67 192ZM72 194L74 193V192H71ZM79 193H81V191L79 192ZM20 194V195H19ZM43 194V193H42ZM83 194V195H84ZM90 194V193H89ZM182 194V193H181ZM23 195V194H22ZM48 195V194H47ZM81 195H82V193H81ZM80 196L79 195V199L81 198V197H83L82 198V200L80 199V202H79V204H78V206H77V203L75 204V208H73V211L74 212H78V210H80L81 208H82V206L84 205V199L86 200H89V198H88V194L86 193V195H87V197H86V195L85 196ZM28 196H30V197H28ZM39 196V195H38ZM26 197V196H25ZM78 197V196H77ZM37 198V197H36ZM63 198V197H62ZM61 198V199H62ZM78 199V200H79ZM49 200V199H48ZM42 201V200H41ZM58 201V200H57ZM35 202V201H34ZM43 203V202H42ZM58 203L59 202H55V206L57 205L58 206ZM54 205H53V207H51V208H54ZM86 205V204H85ZM174 204H172V206H173ZM32 206V207H31ZM39 207V206H38ZM37 207V208H38ZM50 207H49V210L51 209ZM126 206H124V208H123V210L121 209V211L118 213V212H116V214H114V215H112V216H110V217H108L107 219H106V221H105V226H106V229H107V234H106V237L104 238V240H103V242L101 243V244H99L98 246H91V247H89L88 248V254H85V255H83V256H81V257H78L77 259L75 258V263L74 264H116L118 261H123V258H126L128 255H129V253L131 252V251H134V250H136V248L137 247H141L139 250H141V249H144V246L143 245H145L146 244V247L148 246V243H147V239H146V242L142 239V238H139V237H141L140 236V232L142 231V228L141 227H144L143 225L141 226L140 225V220H139V222H138V218H137V216H136V218L137 219H134L133 217H132V214L130 215V212H128V207L126 208ZM8 209H12V211H9V213H8ZM55 209H57L56 207H55ZM83 209V208H82ZM40 211V210H39ZM56 211V210H55ZM32 212V210L31 211H29L28 210V216H26L27 218H29V216L31 215L30 213ZM49 212V211H48ZM80 212V211H79ZM156 214H157V212H155ZM174 213V212H173ZM54 214V213H53ZM52 213H50V215H53ZM74 214V213H73ZM159 214V213H158ZM32 215L34 216V213H32ZM179 215V214H178ZM22 216V215H21ZM46 216V215H45ZM49 216V215H48ZM47 216V217H48ZM41 217V216H40ZM76 217H77V215H76ZM162 217H165V216H162ZM172 217V216H171ZM20 218V217H19ZM34 218V217H33ZM42 218V217H41ZM44 218V217H43ZM52 218V217H51ZM170 218V217H169ZM31 219V218H30ZM163 219V218H162ZM167 219H168V217H167ZM181 219H184V218H181ZM23 220V219H22ZM25 220V219H24ZM28 220V219H27ZM45 219H43V221H44ZM171 222L173 221V217L172 218H170L169 219ZM176 220V219H175ZM185 220V219H184ZM20 221H21V219H20ZM166 221V220H165ZM32 222H33V220H32ZM144 222V221H143ZM174 222V221H173ZM177 222V221H176ZM47 223V222H46ZM48 223H50V221L48 222ZM53 223H54V221H53ZM167 223V222H166ZM6 224H7V222L5 223V226H6ZM155 224V225H154ZM153 224V233H154V236L158 233V230H159V228L160 227H162V226H160L159 225V222H158V224H156V223H154ZM169 224V223H168ZM10 225V224H9ZM55 225V224H54ZM175 225V224H174ZM1 226H0V228H1ZM11 226V225H10ZM38 226V225H37ZM262 226H264L263 225V223H260V224H258V226L256 225V226H254V227H250V228H247V229H245L244 231H241L240 233H246L245 235H248V236H253L254 235V233L256 232V231H258V229L260 228V227H262ZM55 227V226H54ZM145 227H146V225H145ZM151 227H152V225H151ZM6 228H8V227H6ZM5 228V229H6ZM50 228H53V226L52 227H50ZM56 228V227H55ZM147 228H149L150 229V227H147ZM2 229V228H1ZM37 229H38V227H37ZM243 230V229H242ZM2 231H3V233H2ZM1 231V234H3L4 235V233L6 234L5 235V237H7L8 239H9V237H10V235L9 234H7L8 232H7V230H4V228H3V230ZM9 231H10V229H9ZM145 231H146V228H145ZM149 231V230H148ZM11 232V231H10ZM9 232V233H10ZM15 232V231H14ZM43 232H44V230H43ZM53 233V232H52ZM57 233V234H56ZM176 233V232H175ZM1 234H0V236H1ZM11 234V233H10ZM46 234H47V232H46ZM145 234V233H144ZM55 235V236H54ZM153 235V234H152ZM195 235V234H194ZM9 236V237H8ZM42 236H44V234H42ZM41 236V237H42ZM145 236V235H144ZM146 237V236H145ZM193 238L195 237V236H192ZM2 238H4L3 236H2ZM18 238H16L15 240H17V242H18ZM1 239V238H0ZM10 239H11V237H10ZM154 239V238H153ZM5 241H6V239H4ZM35 240L37 241V242H35ZM1 241H3L2 239H1ZM1 241H0V243H1ZM11 241V240H10ZM9 242V241H8ZM8 242H4V244H6V243H8ZM13 241H11V243H12ZM30 242V243H29ZM174 242H176V243H179V244H183V242H184V240H182V238L181 239H175L174 240ZM13 243H15V242H13ZM19 243H20V241H19ZM23 243V242H22ZM26 244H24L25 245V247H26ZM90 244V243H89ZM17 245V244H16ZM1 246H3L2 244L0 245V247ZM28 247L30 246V245H27ZM88 246H90V245H88ZM142 246H143V248H142ZM11 247V246H10ZM23 247V246H22ZM21 247V248H22ZM27 247V248H28ZM34 247V249H32ZM3 248H6V247H3ZM148 248V247H147ZM29 249V248H28ZM55 249V248H54ZM152 249V248H151ZM7 250V249H6ZM85 250V249H84ZM160 250V249H159ZM24 251H25V248H24ZM28 251H27V253H28ZM138 251V250H137ZM193 251V253L194 254H197V255H199V250L198 249H193L192 250ZM10 252V251H9ZM86 252V253H87ZM12 253V252H11ZM26 253V252H25ZM11 255V254H10ZM48 255H50L49 253H48ZM7 257V256H6ZM16 257H17V255H16ZM8 258H10V257H8ZM15 258V257H14ZM2 259V258H1ZM20 259V260H21ZM20 260H18V261H20ZM38 261V262H37ZM48 261V260H47ZM1 262V261H0ZM3 262V261H2ZM4 263V262H3ZM9 263V262H8ZM2 264V263H1Z\"/></svg>",
	"mask_w": 264,
	"mask_h": 264
}]
</instances>
